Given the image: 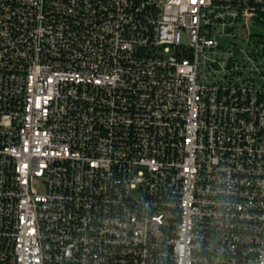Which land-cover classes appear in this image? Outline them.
Masks as SVG:
<instances>
[{
	"label": "built area",
	"instance_id": "1",
	"mask_svg": "<svg viewBox=\"0 0 264 264\" xmlns=\"http://www.w3.org/2000/svg\"><path fill=\"white\" fill-rule=\"evenodd\" d=\"M0 264H264V0H0Z\"/></svg>",
	"mask_w": 264,
	"mask_h": 264
}]
</instances>
